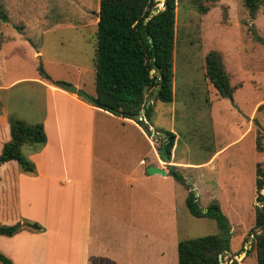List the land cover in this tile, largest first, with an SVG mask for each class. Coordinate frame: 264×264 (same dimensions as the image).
<instances>
[{
    "label": "rangeland",
    "instance_id": "1",
    "mask_svg": "<svg viewBox=\"0 0 264 264\" xmlns=\"http://www.w3.org/2000/svg\"><path fill=\"white\" fill-rule=\"evenodd\" d=\"M158 1L162 7L164 0ZM3 2L11 21L2 24V30L9 34L24 32L29 35L32 32L31 39L26 38L27 42L23 40L22 44L12 48L14 57L7 60L10 77L38 74V70L43 67L52 77L72 80L80 71V66H93L96 60L94 36L99 21L100 0ZM213 4L215 3L209 0H177V43L173 57L174 100L170 103L156 101L147 118L156 128L174 127L177 130L179 141L174 153L178 160L199 162L208 158L216 148H223V153L217 160L218 172L213 175L208 174L207 170L204 171L205 177L211 178L207 180L208 183L213 184L216 179L213 197H201L198 188L196 189L192 181L195 168H187L184 174L181 173L195 191L202 208L207 209L212 203H218L230 221V250L225 251L223 260L232 261V264H258L256 251L249 252L251 240L245 242V238L250 236L249 233L256 226V163L258 159L264 161V151L256 148L258 132L255 124L257 119L264 129V113L258 111L260 104L264 102V2L261 3L256 17L250 16L244 0H218L214 6ZM203 6L212 7L206 12ZM43 20L46 27L55 22L64 24L60 26L61 29H51L49 32L35 35ZM68 24H76V28L63 29ZM34 39L42 46L45 53L43 57L34 55ZM211 50L222 53L230 84L234 89L233 100L239 109L250 117L253 130L244 132L247 127L244 122L245 115L241 114L227 96L222 97L216 88L211 87L212 83L206 78L205 57ZM83 75H87L84 77L87 90L94 94L95 73L86 71ZM21 90H32L34 94L22 96L17 101L19 112L26 116H41L44 108L38 88L30 82H25L15 91ZM142 115L143 120L146 116L144 112ZM240 121L242 125L239 124ZM240 126H243L242 129ZM213 129L216 140L211 138ZM161 132L165 133L164 130ZM150 135L156 137L158 146L166 137L161 133L158 135L155 131ZM259 137L264 145V131ZM26 148L28 147H25L24 151ZM153 156L152 150L147 158L152 160ZM219 179L220 184L217 183ZM178 183L173 180L175 193L167 198L170 202L163 199L161 201L153 193L144 189L142 191L141 187L136 189L135 204L138 208L134 220L137 224L140 219L143 225L141 257L133 263L132 248L129 247L126 255L119 254L114 263L104 264H178L179 241L219 233L215 219L195 217L190 213L185 201L179 196L181 186L186 191V198L189 189ZM153 185L151 183V186ZM262 193L264 194V188ZM170 203L178 209L175 214L171 212ZM6 238L10 239L0 235L3 241ZM19 240L20 238H16L13 243L17 244ZM127 240L130 243L129 239ZM19 244L22 245L20 242ZM23 245V249L20 247V250L17 249V252L13 253L17 254V261H20L22 250L26 256L32 250L33 244L29 238ZM66 247L60 245L63 260L67 255ZM7 248H10L9 244L5 245L1 241L0 251L7 254ZM78 260L74 263H63L77 264ZM51 264H55V259Z\"/></svg>",
    "mask_w": 264,
    "mask_h": 264
},
{
    "label": "crops",
    "instance_id": "2",
    "mask_svg": "<svg viewBox=\"0 0 264 264\" xmlns=\"http://www.w3.org/2000/svg\"><path fill=\"white\" fill-rule=\"evenodd\" d=\"M40 24L35 35L61 29L64 23L55 22L46 27L43 20ZM66 28H76V24L63 27ZM4 34L5 42L0 48V152L4 143L11 138L10 118H20L31 124L42 122L47 135V141L39 151L29 147L24 151L36 164V173L21 171L15 161L6 162L0 168V224H14L26 218L38 221L45 227L43 232L22 230L14 236H6L11 240L0 239L5 245L9 244L6 255L14 264H51L54 259L55 264H64L63 261L74 263L78 259L77 264H91V261L93 264L114 263L116 256L126 255L129 247L132 248L134 263L135 259L141 257L143 229L141 220L138 219L137 224L134 220L138 208L135 204L136 189L141 187L142 191L144 189L153 193L161 201H169L167 198L175 193L174 178L167 166L169 164L178 166L183 174L187 168H195L192 181L201 197L215 195L216 179L213 184L208 183L207 180L211 178H206L204 171L213 175L218 172L217 160L223 148H216L208 158L199 162L178 160L174 153L179 141L177 130L174 127L156 128L146 117L143 121H146L152 133L155 131L159 135L164 130L175 134V157L172 155L170 162L162 160L156 137L147 133L135 119L124 118L94 106L79 96L78 92L67 91L52 82V79L66 81L75 84L78 91L82 89L89 92L84 79L87 75L83 73L87 71L92 74L94 64L91 68L80 66V71L72 80L55 78L49 74L45 77L40 74L38 67V74L10 77L7 60L14 57L13 46L16 48L23 40L27 42L26 38L31 39L32 32L29 35L24 32ZM44 54L42 46L34 39V55L43 57ZM25 82L34 84L40 92L44 112L39 117L19 112L17 101L22 96L34 94L32 90L15 91ZM211 87L215 88L213 84ZM211 104L213 107L212 99ZM142 117L141 114L140 119ZM248 117L244 119L248 127L244 132L253 130L252 120ZM239 124L242 125V122ZM240 127L242 129L243 126ZM215 137L213 129L211 138L216 140ZM152 150L154 156L150 160L147 155ZM150 165L165 169L166 174H148L146 169ZM151 183L154 185L151 186ZM217 183L220 184V179ZM181 189L179 196L186 203V191L182 186ZM170 209L174 214L178 210L172 204ZM144 234L147 237V233ZM16 238L20 240L14 244ZM28 238L33 244L32 250L27 256L22 250L20 261H17V254L13 253L20 247L23 249ZM60 245L67 246L65 260Z\"/></svg>",
    "mask_w": 264,
    "mask_h": 264
},
{
    "label": "trees",
    "instance_id": "3",
    "mask_svg": "<svg viewBox=\"0 0 264 264\" xmlns=\"http://www.w3.org/2000/svg\"><path fill=\"white\" fill-rule=\"evenodd\" d=\"M216 4L218 0H209ZM158 0H100L99 21L94 36L96 60L94 63L95 93L78 91L88 103L111 113L132 118L151 134V130L140 115L148 117L156 101L170 103L174 100V50L176 49L177 0H164L163 9L155 12ZM264 0H244L250 16L256 17ZM202 4V3H200ZM213 4L212 6H214ZM211 6V7H212ZM211 7L203 6L207 12ZM11 16L3 0H0V48L5 42L2 24L9 23ZM264 43V40L262 41ZM95 59V58H94ZM205 76L222 96L232 95L222 53L211 50L205 57ZM48 77L43 67L39 70ZM154 99V102L152 100ZM258 111L264 113V103ZM149 120V118H147ZM10 140L0 152V168L9 161H15L21 171L34 174L36 164L24 152L25 147L39 151L47 141L44 124L27 123L20 118H10ZM258 136L256 148L264 151L259 134L264 129L257 119ZM167 136L158 146L162 160H172L175 134L165 131ZM169 174L189 189L186 205L195 217H210L217 221L219 233L189 238L178 242V264H222L220 254L230 250L231 224L218 203H212L204 211L195 191L185 181L176 165H168ZM264 161L256 164L255 205L256 226L245 238L251 240L249 252L256 251L258 264H264ZM259 229V231H258ZM22 230L39 233L45 227L31 219L19 220L16 224H0V235L14 236ZM252 236V237H251ZM2 264H14L13 260L0 251ZM227 264H232L227 262Z\"/></svg>",
    "mask_w": 264,
    "mask_h": 264
},
{
    "label": "water",
    "instance_id": "4",
    "mask_svg": "<svg viewBox=\"0 0 264 264\" xmlns=\"http://www.w3.org/2000/svg\"><path fill=\"white\" fill-rule=\"evenodd\" d=\"M164 7V1L162 3V7L159 5L158 8L155 9V12H158L159 10L163 9ZM52 82L54 84H56L57 86L67 90V91H70V92H74V93H77L78 92V88L75 84L73 83H68L66 81H59V80H54L52 79ZM226 96L231 100V102L233 103V105L241 112V114L245 115V113H243L237 104H235L234 100H233V96L229 93H226ZM246 117H248L247 115H245ZM249 118V117H248ZM162 135H166V133L164 132H160ZM147 173L148 174H161V175H165L166 174V170L165 169H162L161 167L157 166V165H150L147 167L146 169ZM208 209H205V211H207ZM220 260H221V263L222 264H227V262H225L223 260V254H220L219 256ZM232 262V261H231Z\"/></svg>",
    "mask_w": 264,
    "mask_h": 264
},
{
    "label": "built area",
    "instance_id": "5",
    "mask_svg": "<svg viewBox=\"0 0 264 264\" xmlns=\"http://www.w3.org/2000/svg\"><path fill=\"white\" fill-rule=\"evenodd\" d=\"M143 162H145V161L143 160Z\"/></svg>",
    "mask_w": 264,
    "mask_h": 264
}]
</instances>
